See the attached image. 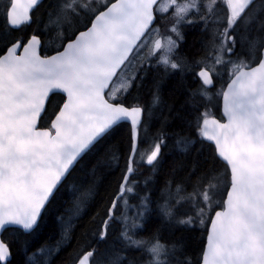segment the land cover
Segmentation results:
<instances>
[{
    "label": "snow or ice",
    "instance_id": "snow-or-ice-1",
    "mask_svg": "<svg viewBox=\"0 0 264 264\" xmlns=\"http://www.w3.org/2000/svg\"><path fill=\"white\" fill-rule=\"evenodd\" d=\"M43 2L10 0L7 24L29 23ZM223 3L227 27L213 18L217 0H49L44 27L26 42L0 37V235L11 228L30 238L21 243L23 264H54L75 230L72 220L92 208V221L102 226L77 264H140L130 252L146 257L143 264H184L177 257L183 232L205 217L210 227L197 264H264V0ZM198 26L199 48L185 50L184 29ZM149 77L152 104L166 110L162 127L173 129L171 160L163 152L168 134L156 137L146 160L136 159L144 109L128 97ZM168 80H175L170 93L184 97L178 105L163 100ZM55 96L61 103L49 112ZM213 97L222 99L221 119L207 106ZM123 122L131 125V151L115 199L102 205L103 181L120 168ZM205 147L210 152L201 159ZM138 164L151 171L147 191L130 205L125 197L136 194L130 183L140 186L131 181ZM121 201L126 207L117 218ZM189 203L193 216L181 210ZM146 225L152 235L136 239ZM40 230L60 241L29 255ZM177 231L181 236L161 243L165 232ZM7 248L0 242V260Z\"/></svg>",
    "mask_w": 264,
    "mask_h": 264
},
{
    "label": "trees",
    "instance_id": "trees-1",
    "mask_svg": "<svg viewBox=\"0 0 264 264\" xmlns=\"http://www.w3.org/2000/svg\"><path fill=\"white\" fill-rule=\"evenodd\" d=\"M49 0H44L42 4L37 6L31 11L30 14V22L22 25L18 29H13L7 24L6 20V8L10 5V0H0V37H3L7 40L14 41L18 38L26 39L35 34V31L38 28L44 27V22L46 21V9L48 6ZM217 21L223 22V27H227V13L226 7L224 5L215 8L214 17ZM222 30V29H221ZM185 41L183 43V48L188 50L190 46L195 48H199V38H200V26L194 28H188L185 31ZM55 31L52 32L53 43H55ZM195 42V44H194ZM51 54V53H47ZM116 80V79H115ZM114 80V81H115ZM150 82L151 77L147 81H145L144 87L139 90L133 89L131 94L128 97V104H139L144 107L143 114V124L139 129L138 134V148L139 152L136 156H139L142 152H148L154 144L156 143L157 136H163L164 134H168V139L166 141V147L163 149L165 153L166 159L171 160L173 158L172 149L174 144V138L171 136L172 128H163L162 123L164 117L166 115V110L162 112L161 107L159 105L152 104V95L150 90ZM175 84V80L166 81V85L163 89L162 96L163 100L172 104L175 102L177 105L183 102L184 97L182 95L176 94L172 95L170 93L171 88ZM191 87H197L196 84H192ZM221 83L217 82L212 92H216L220 89ZM138 97V99H136ZM58 103H61L59 96H55L50 101L48 107L49 112L54 110V106ZM207 103V101H205ZM208 108L212 115L215 117L221 118L220 114V100L213 97L211 103H208ZM151 109V111H149ZM201 112L204 111L202 107L200 109ZM124 127L121 128L120 133H118V137L121 141V160H120V168H116L114 173L111 176H107L103 181V188L101 189V194L104 196V200L101 201L102 205L110 206V199H115V193L118 192V181L121 179V171L126 168V160L131 151V129L130 125L127 122H123ZM208 142L205 141V145ZM199 147V145L197 146ZM141 151V152H140ZM210 149L205 147L203 154L201 155V159L208 156ZM144 166V167H143ZM151 169L146 167L145 165L136 166V172L132 175L131 181H139L140 186H134V183H130L132 187H134V191L136 194L130 193L126 198L131 200L132 202H136L140 195H144L147 189L143 188V181L146 176L149 175ZM164 176L160 175L159 181L160 186H163ZM151 187V185H150ZM193 192V188L191 186L186 188V192L189 194ZM138 194V195H137ZM153 195V200L156 198V194ZM62 210V209H61ZM182 211H186L189 216L195 215L197 209L192 207L191 204H184L181 208ZM97 209L92 208L88 211L87 215L83 216L81 220H72V224L76 225L74 232L70 233V241L67 243L61 244L60 251L55 256L54 264H76L79 257L84 254V252L91 250L90 246L86 245L87 239L91 236V233L101 227V224L94 223L92 221V217L95 215ZM59 214V213H58ZM212 214V213H211ZM117 216V212H116ZM67 219V217H66ZM209 220L205 217V224H200L197 221L195 229L183 232V250L177 253V257L184 262V264H197V261L200 260L202 249L205 242L206 229L208 226ZM45 224L48 223L47 219L44 221ZM119 223L112 225L111 235L114 237L117 235L119 230ZM22 230L13 231L11 228L8 231H4L1 235V238L4 242L7 243L10 252L11 259L6 264H23L25 259L24 253L21 251V243L24 239H30L27 236L21 235ZM153 233V229L146 225L143 229L136 230V239H148ZM87 234V235H86ZM181 236V232L177 231L173 235L165 232L163 234V239L161 243L171 242V240L176 239V237ZM48 241L53 248H56L58 242L60 241V237L53 236L50 231L40 230L39 235L36 239L33 240L31 247L29 249V255L32 254L36 249L40 247L41 244ZM129 256H135L140 259V264H143V260L146 257H141L139 252H130ZM37 260H42V256H37ZM173 264H176L175 260Z\"/></svg>",
    "mask_w": 264,
    "mask_h": 264
},
{
    "label": "rangeland",
    "instance_id": "rangeland-1",
    "mask_svg": "<svg viewBox=\"0 0 264 264\" xmlns=\"http://www.w3.org/2000/svg\"><path fill=\"white\" fill-rule=\"evenodd\" d=\"M161 1V0H160ZM165 2V0H162L160 3H164ZM184 2V1H183ZM182 2V3H183ZM170 11H174V9L173 10H170ZM171 18H172V16H171ZM156 26H160L159 24H157ZM164 26L165 27H170L171 26V24H169V25H167L166 24V22L164 23ZM161 31H164V28L162 27L161 28ZM131 71V69H129V72ZM121 80H122V77H117L116 78V80L113 82V85H112V87H113V89H116V88H118L119 86H120V84H121ZM148 152H142V153H140L139 154V156H136V159H138V160H140L139 158H141V154H143L144 155V158H145V160H146V154H147ZM141 164H138L137 166L139 167ZM130 187H132L131 185H129ZM125 200L128 202V204L130 203V205H136V204H138V202H139V199L136 201V202H132L131 200H129L128 198H126L125 197ZM120 204H121V206H120V208L117 210V218H119L120 216H118V215H120L121 214V212L122 211H124L125 210V203H124V201H121L120 202ZM122 209H124V210H122ZM128 210V215L131 217V216H133L134 214H135V212H134V210L136 211V209H135V207H131V208H128L127 209ZM132 211V212H131ZM133 214V215H132Z\"/></svg>",
    "mask_w": 264,
    "mask_h": 264
},
{
    "label": "water",
    "instance_id": "water-1",
    "mask_svg": "<svg viewBox=\"0 0 264 264\" xmlns=\"http://www.w3.org/2000/svg\"><path fill=\"white\" fill-rule=\"evenodd\" d=\"M30 14H31V12H30ZM29 14V15H30ZM27 24V23H26ZM31 36V35H30ZM29 36V37H30ZM26 42V41H25ZM21 51H22V49H21ZM222 99H220V114H221V118H222ZM215 118H217V119H221V118H218V117H215ZM129 125H130V122H127ZM130 129H131V125H130ZM207 142V141H206ZM209 143V142H208ZM213 147H214V145H213ZM218 210V209H217ZM211 215H214V211L212 212V214ZM208 227H210V220H209V222H208V226H207V228ZM0 242H3L5 245H7L6 244V242H4L3 240H2V238H1V235H0ZM206 242H207V231H206V235H205V242H204V245L206 244ZM8 246V245H7ZM204 247V246H203ZM7 250H8V257H7V259H5V260H0V264H6L10 259H11V253H10V249H9V247L7 248Z\"/></svg>",
    "mask_w": 264,
    "mask_h": 264
},
{
    "label": "flooded vegetation",
    "instance_id": "flooded-vegetation-1",
    "mask_svg": "<svg viewBox=\"0 0 264 264\" xmlns=\"http://www.w3.org/2000/svg\"><path fill=\"white\" fill-rule=\"evenodd\" d=\"M161 1H162V0H161ZM161 1H160V2H161ZM183 1H184V0H179V2H181V3H182ZM222 5H224V6L226 7V13H227V6H226V4L223 3V0H217V4H216L215 8H217V7H219V6H222ZM172 12H173V11H169V12L163 17L164 23L166 22L167 25L171 24V20H172V18H171V16H172ZM157 15H159V13H157ZM189 18H190V19H193V18H195V17H193V16H189ZM158 24H159V21H158ZM186 29H188V28H186ZM186 29H184V31H185Z\"/></svg>",
    "mask_w": 264,
    "mask_h": 264
},
{
    "label": "bare ground",
    "instance_id": "bare-ground-1",
    "mask_svg": "<svg viewBox=\"0 0 264 264\" xmlns=\"http://www.w3.org/2000/svg\"><path fill=\"white\" fill-rule=\"evenodd\" d=\"M9 7H10V5H9ZM141 107L144 109V107L141 105ZM139 134V133H138ZM138 140H139V138H138ZM141 152V151H140ZM140 159V158H139ZM138 160V159H137ZM144 167V166H143ZM136 182V181H135ZM143 195V194H142ZM125 203V202H124ZM130 204V203H129ZM120 206H121V204H120ZM125 207H126V205H125ZM122 210H124V209H122ZM132 212V211H131ZM134 212H135V210H134ZM121 215V214H120ZM120 215H118V216H120ZM133 215V214H132ZM7 244V243H6ZM11 253V252H10ZM76 264H77V262H76Z\"/></svg>",
    "mask_w": 264,
    "mask_h": 264
}]
</instances>
